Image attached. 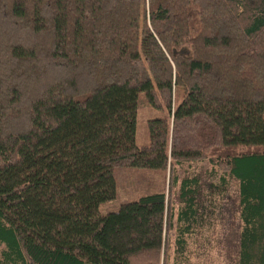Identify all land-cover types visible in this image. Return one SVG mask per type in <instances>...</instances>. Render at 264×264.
I'll list each match as a JSON object with an SVG mask.
<instances>
[{
  "label": "trees",
  "instance_id": "trees-1",
  "mask_svg": "<svg viewBox=\"0 0 264 264\" xmlns=\"http://www.w3.org/2000/svg\"><path fill=\"white\" fill-rule=\"evenodd\" d=\"M140 107L164 115L139 146ZM201 161L239 181L236 264H264V0H0V264H168L199 223L174 166ZM120 168L167 194L101 213Z\"/></svg>",
  "mask_w": 264,
  "mask_h": 264
},
{
  "label": "rangeland",
  "instance_id": "rangeland-1",
  "mask_svg": "<svg viewBox=\"0 0 264 264\" xmlns=\"http://www.w3.org/2000/svg\"><path fill=\"white\" fill-rule=\"evenodd\" d=\"M164 114L151 107H140L137 111V145L149 143L148 122ZM144 171V174L141 172ZM173 174L177 182L173 185L174 215L173 223L178 219L179 188L184 178L198 179V222L192 225L191 233L186 234L183 253H179L174 233H170L168 264H236L239 250L241 220L239 217V181L225 177V185L220 189L222 173L208 161L189 162L174 166ZM116 198L103 203L101 213L115 211L120 204L135 200L146 194L148 189L154 192H168V171H145L135 168H120L116 171ZM1 250V247H0Z\"/></svg>",
  "mask_w": 264,
  "mask_h": 264
}]
</instances>
